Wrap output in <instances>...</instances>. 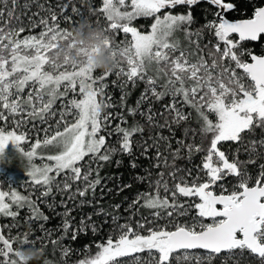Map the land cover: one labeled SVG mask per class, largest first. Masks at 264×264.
Segmentation results:
<instances>
[{"label":"snow or ice","instance_id":"1","mask_svg":"<svg viewBox=\"0 0 264 264\" xmlns=\"http://www.w3.org/2000/svg\"><path fill=\"white\" fill-rule=\"evenodd\" d=\"M34 2L39 11L25 24L15 12L18 0H0V161L11 144L32 187L24 195L11 184L4 190L0 181V218H11V223L0 224V264H23L18 249L38 243L42 264H53L46 256L49 244L67 264L74 249L62 241L75 242L89 230L98 234L100 226L89 214L72 231V209L61 200L62 228L50 230L45 226L50 217L40 212L32 195L39 190L37 200L45 203L54 193L69 201L79 197V207L98 204L97 189L100 200L114 190L119 195L132 184L122 183V173H100L108 165L121 167L122 159H114L118 155L128 156L135 170L136 148L150 160V169L158 170L157 179H151L150 170L134 177L147 190L138 191L128 204L126 211L135 212L127 218L119 215L121 204L96 213L111 217L113 235L96 243L94 254L91 245H84L77 264H127L124 258L132 264H213L221 254H226L225 264H241L245 253L264 264V136L248 139L258 129L264 132V53L245 47L264 39V3L256 6L252 0L251 16L232 20L228 14L238 9L231 0H102L90 14L99 13L105 21L101 26L98 17L95 23L106 34L116 63L113 71L96 76L89 50L76 47L71 29L60 27L62 20L73 27L85 18L74 0L60 3L59 14L51 5ZM202 2L216 9L214 18L193 30L192 8ZM178 6L187 11L174 14ZM23 7L28 9V3ZM139 18L152 19L148 31L134 25ZM205 34L212 38L207 43ZM113 75L117 79L111 83L122 93L118 104L106 91ZM140 83L144 89L135 107L128 106V86ZM154 103L161 104L159 111ZM117 106L126 107V115L107 111ZM185 108L195 112L199 129L185 128L184 136L198 134L199 144L175 137L173 126L192 119ZM113 120L118 122L113 125ZM145 124L155 130L147 138ZM113 136L115 144H110ZM24 144L30 147L26 150ZM242 148L245 160L240 159ZM197 153L202 158L194 169L177 167L178 160H191ZM250 165L259 169L255 176ZM228 178L235 180L230 187L224 183ZM112 180L115 189L107 187ZM25 207L29 214L24 223L44 222L40 236L35 230L20 231L17 219ZM141 208L150 210L149 216L134 220ZM57 230L63 235L53 238ZM141 253H147L146 261Z\"/></svg>","mask_w":264,"mask_h":264},{"label":"trees","instance_id":"2","mask_svg":"<svg viewBox=\"0 0 264 264\" xmlns=\"http://www.w3.org/2000/svg\"><path fill=\"white\" fill-rule=\"evenodd\" d=\"M38 2L39 4H44L45 7H48L49 5H51V7L56 11V13L59 14L60 13L59 4L65 2V0H38ZM231 2L237 4L238 11L230 12L228 14L229 19L237 20V19H242V18L251 16L252 11H253V6H254L252 0H231ZM25 3H28L29 5L28 9H25L23 7ZM260 3H264V0H255L256 6H259ZM74 4L77 8H80L84 12L85 17H89L90 20L94 24H96L95 22L99 17L101 26H104L105 21L102 19L101 14L99 13H97V15L90 14L92 10L102 5V0H74ZM205 10H208L207 14ZM215 10L216 9L214 7H211L210 5L204 2L200 3L197 6H194L192 8V12H193V16L195 19V23L192 25V29L196 30L200 28L202 25H204L206 20H212L214 17L211 13L214 12ZM38 11L39 9L37 7V3H35L34 0H18V5L15 10L16 15L20 16L21 20H23L25 24H27L28 22V17L31 16L32 13H35ZM186 11H187L186 6H178L176 9L173 10L174 14L185 13ZM22 13H25V15H22ZM13 23H15V21H13ZM151 23H152L151 18H139L134 22V25L137 26L141 31H148ZM60 27L71 29L72 26L68 23L63 22L62 20ZM40 30L41 29L37 28L35 29V32L38 33ZM210 39H212L211 36L208 34H205L203 43H207V41ZM245 47L253 50L256 54L264 53V39L260 40L259 42L246 43ZM245 59H248V58L245 57ZM100 74H101L100 70H97V72L95 73L96 76H99ZM116 79L117 78L115 77V75L108 78L107 80L108 88L106 89V91L111 93L113 97V102L118 104L122 93L119 87L114 86L111 83L112 80H116ZM143 89H144L143 83H140L135 88H133L131 85L128 86V91L130 93V95L127 97L128 106L135 107L136 101L140 97V94L143 91ZM168 102H169L168 98H165V100L163 101V103L165 104ZM59 105H60V102H57V105L55 107L58 109ZM142 107L146 109L147 104H144ZM153 108H154V111H159L161 109V104L154 103ZM107 111L112 112V113L124 112V114L126 115L127 108L125 107L124 109H121L119 106H117L114 108L107 109ZM184 111L192 112V119L182 124L179 128H176L175 126H173L175 129V137L177 139H185L186 143H192L194 140L195 143L199 144L201 143V138L198 134L195 135L194 137L192 133H189L188 137L184 136L185 128L196 129L197 132L199 129V125L197 124L196 119H195V115H196L195 112L190 108H185ZM69 119H71V117ZM128 119H129V123H131L132 118L129 117ZM135 119L140 121L142 124L145 123L144 120L139 115H137ZM117 122L118 121L113 120L112 123L113 125H115V123ZM162 122L163 120L161 119V123ZM145 128H146V131L144 134L145 138H147V136L150 133H154L155 131V130H149L146 124H145ZM163 134L165 136H168L169 132L165 129L163 130ZM32 135L35 136V133H32ZM41 135L43 134L41 133ZM262 136H264V132H261L258 129L255 133V136L248 137V139H259ZM135 139L138 141L141 138L139 136H136ZM115 141H116V137L113 136L111 140L109 141V143L115 144ZM172 143H173V148L177 147L175 143V139L172 141ZM207 143H208L207 141H204L205 147H207ZM235 147L236 145L231 146L233 151ZM224 150L227 152L229 150V145L225 144ZM152 151L154 152V150ZM135 152H136V157H137V164L139 165L135 170L129 167L130 158L128 156L121 157L118 155L114 159H122L123 161L122 166L117 168L114 164L108 165V166H105L100 173L101 176L111 175L113 173H116V174L122 173L123 174L122 183H131L132 188L125 190L124 192H121L119 195H117L116 191L114 190L113 192L105 196L103 200H100L99 189H97L96 199L99 201L98 204L94 203L93 206H88L86 204L83 207H79L78 206V203L80 200L79 197H77L76 201H69L67 199V195L62 196L61 194H58V193H54V197L53 196L48 197L47 203H45V202H42L41 200H37V197L39 196V190H37L35 194L32 195V199L36 200L37 206L40 212L50 217V220L46 222L45 224V226L50 230L62 228V220H63L62 213L65 211V209L62 206H60L61 200H64L66 202L68 209H72L70 213V217H69L70 223L73 226L72 231H75L77 227L80 225L81 218L83 217L87 219L89 214L92 215V221H94L98 226H100V231L98 232V234L94 235L89 230L87 234L80 233L79 238L75 242L71 241L70 238H65L62 241L64 245H71V247L74 249V251L67 258V264H77L78 260L83 258L82 254H83L84 245H91L90 251L92 254H94L97 251L96 246H95L96 243L103 242L104 240L107 239L109 235H113V233L111 232V217L96 214L101 208H103L105 211L110 212L113 210L112 205L121 204V208L119 209V215L124 218H127L129 215L132 214V212H135V209L126 211V209H128V204L135 197L138 191L147 190V184L137 182L134 179V177L138 174L145 175L150 170L152 172L151 179L152 180L157 179L156 173L158 170L150 169V163H151L150 160L140 155L141 149L136 148ZM201 158H202V154L197 153L193 155L191 160H188V159L178 160L176 162V165L177 167H180V168L194 169L196 165L200 164ZM240 159L241 160L247 159V154L243 151V148L241 149V152H240ZM261 162H264V160H262ZM170 170L171 169H169L168 171ZM258 171H259L258 167L251 166V165L249 166V172L253 176H255L258 173ZM193 174H195V172ZM0 178H1V181L5 183L3 185V187H5V185L8 184L7 179L3 176H0ZM116 183L117 182L115 180L109 181L107 184V187L115 189ZM169 183H171V181H169ZM224 183L230 187L233 183H235V180L233 178H228L227 180L224 181ZM30 188L32 187L27 188L26 192H32V190L29 191ZM215 190L217 192L220 191L219 188H216ZM89 199H91V197H89ZM49 204H55L56 205L55 209L54 210L50 209L48 206ZM149 212L150 210L141 208L139 212L134 216L133 219L134 220L139 219L141 215L149 216ZM28 214H29L28 209L26 207L20 210V214L17 219V223L21 225L20 231L23 232V231L35 230V235L40 236L41 233L39 230V225L40 223H44V222L35 221L30 224L24 223L25 218ZM181 219L183 220L186 218H181ZM106 220L108 221L107 223H105ZM92 221H89V223H91ZM120 222L123 223L124 220L121 219ZM7 223H11V218H0V224H7ZM15 232H16V229H13V234H15ZM61 235H63L62 231L57 230L53 233V238H59ZM39 246L40 245L38 243L37 247ZM13 247L15 248L17 247V245L14 244ZM139 255L145 261L148 259L147 253H141ZM225 255L226 254H221V256L218 257L213 262V264H225V260H224ZM46 256L53 261V264H64V260L61 258V254L59 250H57L56 253L53 254L51 244L48 245ZM124 259H126L127 264H132L131 258H124ZM37 264H42V261L37 262ZM173 264H195V263L194 261L185 262V261L180 260V261H173ZM227 264H233L232 260H228ZM241 264H258V261L251 258L247 253H245V256L241 259Z\"/></svg>","mask_w":264,"mask_h":264},{"label":"clouds","instance_id":"3","mask_svg":"<svg viewBox=\"0 0 264 264\" xmlns=\"http://www.w3.org/2000/svg\"><path fill=\"white\" fill-rule=\"evenodd\" d=\"M71 39L76 47H84L89 50L90 59L94 69L101 72H111L115 68V59L112 50L106 43L107 36L94 24L89 17L80 20L71 28ZM23 264H37L43 259L38 247L28 246L18 249Z\"/></svg>","mask_w":264,"mask_h":264},{"label":"rangeland","instance_id":"4","mask_svg":"<svg viewBox=\"0 0 264 264\" xmlns=\"http://www.w3.org/2000/svg\"><path fill=\"white\" fill-rule=\"evenodd\" d=\"M181 39H183L181 35ZM95 75V73H94ZM23 147L27 150L30 147V144H24ZM14 149L10 144L7 148V157L0 161V176H3L7 179L8 184H11L24 195H28L30 192H26V189L31 187L27 183L28 177L26 176L24 165L21 163V160L18 157L13 156ZM40 163L39 160L36 161ZM1 181V178H0ZM4 190H8L7 184L3 187ZM32 188L29 189L31 191ZM195 263V260H193Z\"/></svg>","mask_w":264,"mask_h":264}]
</instances>
